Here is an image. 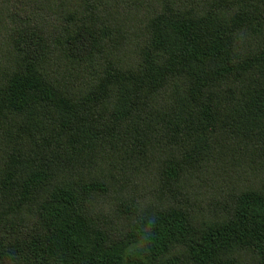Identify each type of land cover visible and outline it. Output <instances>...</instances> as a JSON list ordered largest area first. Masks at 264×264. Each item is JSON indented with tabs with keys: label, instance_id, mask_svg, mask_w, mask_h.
<instances>
[{
	"label": "trees",
	"instance_id": "1",
	"mask_svg": "<svg viewBox=\"0 0 264 264\" xmlns=\"http://www.w3.org/2000/svg\"><path fill=\"white\" fill-rule=\"evenodd\" d=\"M0 264H264V0H0Z\"/></svg>",
	"mask_w": 264,
	"mask_h": 264
}]
</instances>
